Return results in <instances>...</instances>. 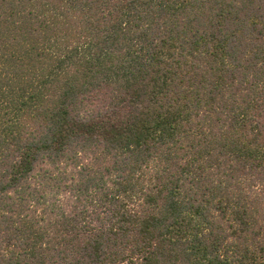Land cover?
<instances>
[{
    "label": "trees",
    "instance_id": "16d2710c",
    "mask_svg": "<svg viewBox=\"0 0 264 264\" xmlns=\"http://www.w3.org/2000/svg\"><path fill=\"white\" fill-rule=\"evenodd\" d=\"M0 264H264V0H0Z\"/></svg>",
    "mask_w": 264,
    "mask_h": 264
}]
</instances>
